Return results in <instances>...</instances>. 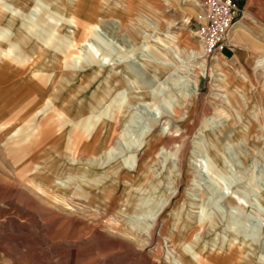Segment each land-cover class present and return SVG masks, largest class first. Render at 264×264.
I'll return each mask as SVG.
<instances>
[{
    "label": "rangeland",
    "instance_id": "374dc122",
    "mask_svg": "<svg viewBox=\"0 0 264 264\" xmlns=\"http://www.w3.org/2000/svg\"><path fill=\"white\" fill-rule=\"evenodd\" d=\"M49 1L48 7L65 3ZM91 1L94 22L104 18L88 40L99 49L98 63L80 70L78 65L68 68L72 61H66L64 72L54 76L58 87L68 81L59 97H75L73 109L36 117L31 126L42 131L38 140L30 123L5 135L0 131V264H181L179 256L189 262L203 248L199 264H264V69L253 64L264 57V0H234L257 20L246 21V33L235 41L230 34L218 67L214 57L219 53L206 57L197 36L203 0H86L85 5ZM123 5L126 12L117 17ZM241 16L237 13L235 21ZM17 18L10 40L19 29ZM113 19L121 21V28ZM57 29L61 36L67 32ZM51 34L53 39L58 35ZM237 43L251 51H236ZM84 44L76 46L78 54ZM191 50L202 53L204 66L189 57ZM47 52L36 54L35 65L47 61ZM102 55L107 56L105 69L84 78ZM111 62L135 76L131 87L136 97L124 82L108 80ZM219 74L226 80L224 88L217 87ZM83 86V92H74ZM33 88L8 95L3 86L0 101L38 96ZM97 100L104 101L91 111ZM79 104L80 115L73 119ZM1 105L0 115L6 110ZM118 105L109 131L99 120L93 133L83 128L85 121L92 123L91 116L111 113ZM54 129L60 133L56 137ZM27 133L30 138L24 139ZM65 150L70 152L67 161L58 156ZM107 151L112 158L102 164ZM132 155L133 167L126 165L117 174L114 190L110 177L102 176L100 187L90 189L98 180L75 181L80 172L100 179L99 174ZM62 161L63 181L74 182L67 192L30 176L36 163L52 173ZM171 228L179 233L174 241L182 234L190 243L173 250L165 235ZM228 237L242 242L236 243L238 254H219L212 246Z\"/></svg>",
    "mask_w": 264,
    "mask_h": 264
},
{
    "label": "bare ground",
    "instance_id": "6f19581e",
    "mask_svg": "<svg viewBox=\"0 0 264 264\" xmlns=\"http://www.w3.org/2000/svg\"><path fill=\"white\" fill-rule=\"evenodd\" d=\"M28 1L30 0H0V81L5 79H10L13 80L14 82L17 81L15 82L17 87L32 85L31 89L34 87L33 91H36L38 93V96H22L20 98L11 97L10 99H8L9 98L8 97L4 101H0V104H2L1 107H6V110H4L0 115V131L2 133L1 135H5L13 127L17 129V128H21L20 125L24 123L27 124L30 123V126L27 127H29V131L32 132V135L35 137V139L38 140L40 139L41 135L43 136V133L38 128L36 129L31 126V122H33V120L36 117L44 114L43 119L47 118L49 112L53 113L52 111L55 110L57 112V115H59L60 113H68L69 110H72L73 106L76 104L75 97L68 98L67 100L64 99V101L61 100L59 96L63 95L62 90L65 89L67 85L66 83L68 81H65L66 83L64 85L58 87V85L54 81V76L56 75L55 73L64 72L65 67L67 68L65 63H67L66 61H70V60L72 61V63L68 68H72V67L74 68L77 67L78 65L80 70L82 69L84 70L85 67H88L93 63H98V57L100 56V54L98 53L99 49L95 48L92 43L90 44L88 40H91L93 36L98 33V28H99V26L97 25L98 21L99 20L104 21V18L100 17L98 18L99 20L97 22L95 21L96 23L94 22V19H92L93 16H91V12H93L92 1L88 2V4L85 5L86 0H65V3H63L61 6L57 5L54 7H50V6L48 7V4L51 3L49 0H31V2L29 3ZM106 8L111 10V8L108 6H106ZM37 9H39L42 12L40 15H37V13H35ZM123 12H126L125 6L120 7V10L115 11V14L117 17H120ZM45 15L47 16L45 17ZM5 16L7 18L8 16L10 17L9 21L5 20L4 22ZM16 16L20 17V25L16 33V38L14 40H10L11 32L15 29L13 28L12 24L18 19ZM49 19L53 20L54 24L48 25L47 21ZM113 21H115L118 24L119 28H121L120 26L121 21L119 19L117 20L113 19ZM185 21L188 20L185 19ZM236 23L237 20L231 26L228 32L227 39L229 38L230 34L234 35V33L237 32V28H239V26L235 25ZM58 27L60 28L63 27L64 29H66L67 32L65 33L64 36H61L57 32ZM39 33H40V37L37 39V42L32 41L31 37H35L36 34ZM51 33L58 34L57 36L54 37V39L56 40L55 44H53L54 39L52 38L53 34ZM27 35H30V38H28ZM19 38L24 39L23 43L20 42ZM82 42H84L85 44L82 45L81 53L79 52V54L81 55H79L78 52L76 51V46L78 44H81ZM24 45H29V47H24ZM43 48L50 49V52H47L48 59L47 61L40 63V65L39 64L35 65L36 54L39 51L41 52L44 51ZM202 51L203 49L201 45V52ZM215 55H217V53H215L212 56V58ZM189 57L201 59L200 65L204 66V59H202L203 58L202 53L195 50H191ZM220 57H221V53H219V55L214 57L215 67H218V62ZM82 61L84 62L81 64ZM9 64L12 67L13 66H15V68L17 67L16 70L15 68L13 70H8L7 66H9ZM253 64L257 68L264 69V57L258 59ZM105 65H107V56L102 55L101 63L95 67L92 66L91 67L92 71L88 74L84 73L82 76L84 78H88V76L92 72L94 73L98 71L101 72L103 71V69H105ZM110 65L112 67L111 68L109 67L108 71L106 72L108 80L124 82L128 94L130 96L136 97L137 94L135 91L132 90L131 87V83H133V81L136 80L135 76L131 72L126 71L121 64H118L116 62H111ZM24 71L27 72L23 73ZM66 72L68 73V76L73 75L71 71H66ZM74 72H76L77 74V71ZM222 75L223 74H219V76L215 78L218 88H224V86H222L221 84L222 83L226 84V80L222 77ZM85 89L86 88L83 86L79 90L78 89L74 90V92L76 91L77 93H81ZM110 91L111 88L107 90V93L109 94ZM217 92H214L213 95L227 96V95H220ZM47 94L48 96H46ZM122 95L123 93L122 94L119 93V96H121L123 100L124 97ZM102 101L104 100H97V105L94 106L91 111H95L97 106H99L102 103ZM74 102L75 104H73ZM78 106L80 107L77 109L78 114L76 117L73 116V119L77 118L80 115L79 111H81L82 105L79 104ZM119 108L120 105H118L117 108L113 110L111 113L104 114L102 116L101 115L91 116L90 120L92 121V123H88L85 121L83 123V128L92 132L93 129L92 127L94 126V123H96L99 120L103 122L104 130L109 131L111 125L110 122L113 116L115 115V112H117ZM23 138L24 139L30 138V133L25 134ZM58 139L60 141L59 137ZM72 142L70 139L69 143L72 144ZM110 151L106 152V156L104 157L103 159L104 161H102V164L108 162L112 158V153H110ZM65 154L70 155V152L65 150V153L59 154L58 156L66 160ZM40 164L41 163H36V167L32 169L30 172L31 173L30 176L33 179L42 181L44 182V184L51 186L53 189L63 190V191H66V188H69L71 184H74V182L70 183L68 178H66L67 182L63 181V179L65 178L63 176L64 170L66 169V166H63L65 164V161L58 162V164L55 166V171H53L52 173L40 167L39 166ZM133 164H134V159L132 155L122 160L121 162L117 163L115 166L109 168L104 175L102 174L99 175L101 177L105 176L104 178L110 177V186L111 189L114 190L117 184V181L115 179L116 176H118L119 173H121V171L124 170V168H126V165L128 166L127 169H131L133 167ZM40 173H45V174L39 175ZM75 175L76 176L74 177H77L75 181H77L79 177H82V180L80 179L82 182L83 179L86 180L88 178V180H90L91 177L94 178V180H98L96 181V183H93V185H90L88 187L89 189L94 187H100L99 183L102 181V179H104L103 177L100 179L95 178L96 176H98L97 174L89 175L88 173H84V172H80ZM56 179L59 180L60 183L57 182L58 184L56 183L55 185L54 180ZM62 183H64V185L67 187L62 188L61 185ZM77 188L79 189V187ZM80 191L81 192L83 191L85 193V196H87L86 193L87 191H85L84 189H81ZM236 198L238 200H242V198L239 196H236ZM134 199L131 202V207L135 203ZM232 200L234 205L238 206V203H236L233 198ZM160 209L161 208H158L157 209L158 211L156 210L157 211L156 214H154L153 212L151 213L150 216L154 217L155 215H157ZM188 222H193L190 216ZM185 226L186 225L184 224V228ZM173 232L174 230L173 228H171L165 234L167 235V239L170 240V244H171L170 247L173 250L176 249L177 245H181V244L188 245L190 243V242H186L185 238H182L183 237L182 234H180V236H182L180 239L174 241L173 239L174 236H177L179 233L177 234ZM239 241L240 240H238L236 237L234 238L228 237L227 239L225 238L221 239L220 244L218 245L213 244L212 246L216 249L217 252H219V254L221 252L224 253L228 251L230 253L236 252L238 254L240 250L239 249L240 245L236 243H239ZM198 251L199 253L203 252L205 251V248ZM199 253L195 252L194 254H192L191 256L192 261L189 262L185 261V257L182 258L181 256H179L181 264H199L197 258ZM175 263L179 264L178 262Z\"/></svg>",
    "mask_w": 264,
    "mask_h": 264
},
{
    "label": "built area",
    "instance_id": "2783aa9c",
    "mask_svg": "<svg viewBox=\"0 0 264 264\" xmlns=\"http://www.w3.org/2000/svg\"><path fill=\"white\" fill-rule=\"evenodd\" d=\"M203 22L199 25L197 36L203 54L212 57L228 47V32L235 22L238 8L234 0H203Z\"/></svg>",
    "mask_w": 264,
    "mask_h": 264
},
{
    "label": "crops",
    "instance_id": "0c3cea01",
    "mask_svg": "<svg viewBox=\"0 0 264 264\" xmlns=\"http://www.w3.org/2000/svg\"><path fill=\"white\" fill-rule=\"evenodd\" d=\"M251 1V0H250ZM247 8L248 7H246V11H242V10H240V9H238V12L237 13H239V12H241V14H242V16H241V18L237 21V23L235 24V25H237V26H239V28H237V32L236 33H234V35H233V37H232V39H231V41H235V38L238 36V35H240V34H245L246 33V30L244 29V26H245V22L246 21H252L253 22V20L255 19V20H257L256 18H254L253 20L250 18V16H249V14H248V11H247ZM254 20V21H255ZM241 24V25H240ZM239 30V31H238ZM240 30H241V32H240ZM239 43H241V42H239ZM239 43H237L235 46H233L234 48H236L237 50L236 51H242V52H249V51H251L249 48H241L242 46H240V45H242V44H239ZM247 47H249V45L247 46ZM224 50H227L226 48L224 49ZM233 50V49H232ZM233 52H234V50H233ZM8 67V70H13L14 68H15V66H11L10 64H9V66H7ZM10 67H11V69H10ZM17 68V67H16ZM16 68H15V70H16ZM3 86H6L7 88H9V90L8 91H6V94H8V95H14L15 93L16 94H18V90H19V92L20 91H23L24 90V92H28V91H30L29 90V86H30V88L32 87V85H27V86H24V87H17L16 86V83L13 81V80H10V79H5V80H2V81H0V89H2V87ZM25 88V89H24ZM15 94V95H16ZM57 133H59V131H56L55 129H54V131H53V137H56L58 134ZM60 134V133H59ZM52 137V138H53Z\"/></svg>",
    "mask_w": 264,
    "mask_h": 264
}]
</instances>
